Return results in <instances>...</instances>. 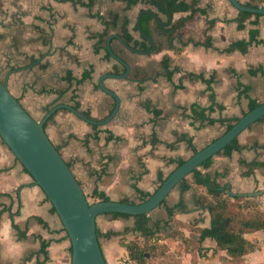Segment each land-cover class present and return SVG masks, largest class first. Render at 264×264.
<instances>
[{"label":"crops","instance_id":"0c3cea01","mask_svg":"<svg viewBox=\"0 0 264 264\" xmlns=\"http://www.w3.org/2000/svg\"><path fill=\"white\" fill-rule=\"evenodd\" d=\"M127 4L124 0H0V79L36 119L58 103L74 106L78 101L79 110L102 120L116 101L102 89L100 79L126 72L112 55L107 58V38L122 36L127 19L134 40L152 48L138 17L153 11L158 19L151 14L152 19L144 22L156 42L152 53L133 52L117 37L111 39L114 52L131 66L127 77L104 79L120 97L117 114L96 125L61 108L45 123L48 136L88 197L97 189L113 200L138 202L144 198L142 191L153 193L161 183L160 175L166 178L177 167L170 159L193 155L178 135L192 136L201 149L225 132L226 126L219 122L200 126L201 121L192 117V104L208 107L214 93L224 109L215 108L210 115L219 118L242 116L249 96L264 102V14H253L240 26V10L230 0H198L196 6L203 11L195 12L170 37L165 29L188 17L191 9L170 16L168 10L145 0ZM106 27L105 45L96 52L95 33ZM256 29L259 32L247 51L229 49L236 41L250 40ZM167 57L172 62L166 69L162 60ZM68 71L76 78L87 71L91 76L69 82ZM166 71L174 72L169 78ZM137 73L156 79L139 82ZM243 85L249 86V95L240 94ZM238 138L241 149L217 154L209 166L198 169L238 195L254 196L264 210V166L255 165L248 173L252 162L264 161V120L250 125ZM186 178L189 188L180 183L148 213L152 232L148 238L140 231L125 232L136 226L135 215H98L99 239L108 264H139L122 243L133 239L150 246L153 254L145 264H227V252L216 248L214 238L200 241L199 229L211 226L212 214L202 204L206 189L195 183V173ZM4 222L23 244L15 264H71V240L55 207L0 136V223ZM246 237L255 248L244 255V264H264V230L248 232ZM0 264L13 261L0 256Z\"/></svg>","mask_w":264,"mask_h":264},{"label":"water","instance_id":"95a60500","mask_svg":"<svg viewBox=\"0 0 264 264\" xmlns=\"http://www.w3.org/2000/svg\"><path fill=\"white\" fill-rule=\"evenodd\" d=\"M230 2L239 10L264 14V7L248 6L239 0H230ZM148 12L155 19H158V16L153 11ZM167 12L171 16V13ZM141 16L142 13L138 17L139 27ZM143 35L152 43L153 47L150 50L143 51L134 48L119 34H111L107 38L106 46L108 51L116 61L126 67V72L123 74H106L100 79L102 89L110 93L116 101L114 109L102 120L94 119L67 103L54 105L41 119H36L10 91L8 85L0 79V136L37 184L42 187L55 207L71 240V264H108L97 229V217L99 214L119 212L138 215L150 213L162 204L168 194L191 172L201 166L206 159L217 155L242 131L264 117V102H261L260 105L240 116L229 130L203 148L198 149L191 157L178 165L150 196L141 201L99 199L91 202L72 168L48 136L45 123L61 108L71 110L91 124L100 125L110 121L119 110L120 97L115 91L105 85L104 79L107 76L124 78L131 71L130 64L114 52L111 39L117 37L127 49L133 52L152 53L156 48V42L145 32H143ZM227 191L231 195L236 194L230 189ZM250 194L252 195L253 193Z\"/></svg>","mask_w":264,"mask_h":264},{"label":"trees","instance_id":"16d2710c","mask_svg":"<svg viewBox=\"0 0 264 264\" xmlns=\"http://www.w3.org/2000/svg\"><path fill=\"white\" fill-rule=\"evenodd\" d=\"M130 7L133 4L138 3L141 0H124ZM152 4L157 5L161 9L168 10L171 14L176 11H185L191 9V14L186 17L177 20L174 24L170 27L166 28L165 31L167 34L172 37L173 33L177 30L183 28L186 22L192 18L195 12L203 11L196 6L198 0H192L188 2L186 0H145ZM91 4V2H89ZM245 5L252 6V7H264V0H248ZM255 14L256 17H259V13H252L248 11L240 10V19L239 25L243 26V20H246L248 17ZM142 23L140 24L142 30L149 34L148 28L145 26L144 22H148L152 19V15L149 12H144L142 15ZM117 19V18H114ZM115 22V21H113ZM111 24V23H110ZM128 20H125L122 37L124 40L132 45L134 48L139 50H148L151 47L146 45L144 42L134 40L131 33H129L127 28ZM258 30H254L252 32V37L250 40H241L232 43L229 49H240L241 51H247L249 44L256 38L258 34ZM109 34V28H105L102 32L95 33V36L98 37V44L96 45L95 49L98 52L102 47L105 45L106 37ZM107 58H111V54L109 52L106 53ZM172 60L170 57L164 58L162 60L163 66L167 69L171 64ZM174 71H166L167 76L170 78ZM253 72V71H252ZM139 73L136 74V77L139 79V82H144L147 79L153 78L156 79V76L160 74L159 71L156 72L155 77H150L148 75H143L139 77ZM91 76V71H87L83 74L81 78H76L73 76L71 71H68L66 79L69 82L72 80H76L77 82H82L86 78ZM192 77V75H188ZM194 76V75H193ZM249 86L243 85V88L240 94H248ZM64 91H59L60 94H63ZM261 102L253 97L249 96V105L248 109L243 112L245 114L247 111L252 110L256 106L260 105ZM74 107L76 109L80 108V103L75 101ZM218 108L219 110L224 109V105L218 104L215 101V95L212 93V104L208 107H203L198 103H194L191 105L190 109L192 112V117L194 120L201 121L200 126L204 123L214 124L219 122L222 125L226 126V130H229L235 122L238 121L240 116L235 117H219L214 118L210 114L215 109ZM84 114L89 116L88 112H83ZM157 113V112H156ZM242 114V115H243ZM259 120H264L262 117ZM179 140H186L190 148L194 152L198 150L197 146L193 141V137L189 136L186 133H182L178 135ZM153 141H156L157 138L154 134L152 137ZM173 146V144H172ZM242 146L239 142L238 136L235 137L229 144H227L222 151L218 154L223 153L225 155H230L233 150H239ZM185 160L180 158L178 160L170 159V162H177V166L182 164ZM213 161V157L206 159L201 166H209ZM69 164V163H68ZM70 165V164H69ZM255 165H262L264 166V161H255L251 163V169L248 171L251 174L253 167ZM71 167V166H70ZM196 175L195 183L198 185H203L206 189V194L202 197V204L206 205L211 214H212V223L210 227L200 228V241L203 240L205 237H212L216 240L217 249H224L228 254L227 264H244V255L255 248V245L246 237V233L253 232L256 230H264V210L260 207V204L257 202L254 196L249 195H231L227 190L226 187L221 185L217 182L216 179L211 178L210 176L203 175L201 171L197 168L193 171ZM165 178L160 175V182H163ZM181 183H183L184 188H189L191 184L185 178ZM143 197L146 198L151 195V193L142 191ZM93 198H99L103 200L110 199V197L102 191H98L97 189L94 190L92 194ZM143 198V199H144ZM201 200V199H200ZM169 213L173 214V210L169 209ZM114 216H130L131 214L128 213H119V212H112ZM137 217L136 226L135 227H127L125 232L130 231H140V233L148 238L152 235L148 227L149 216L148 213L145 214H138L135 215ZM122 243L127 247L129 250L130 256L135 259L139 264H145L148 262L149 255H152V251L150 246L147 244H141L139 239H133L131 241H123ZM72 249V247H71Z\"/></svg>","mask_w":264,"mask_h":264},{"label":"clouds","instance_id":"9594fccd","mask_svg":"<svg viewBox=\"0 0 264 264\" xmlns=\"http://www.w3.org/2000/svg\"><path fill=\"white\" fill-rule=\"evenodd\" d=\"M23 244L16 241L9 223H0V256L13 261L23 252Z\"/></svg>","mask_w":264,"mask_h":264},{"label":"rangeland","instance_id":"374dc122","mask_svg":"<svg viewBox=\"0 0 264 264\" xmlns=\"http://www.w3.org/2000/svg\"><path fill=\"white\" fill-rule=\"evenodd\" d=\"M89 200H90L91 202L96 201V200L93 199L92 197H89Z\"/></svg>","mask_w":264,"mask_h":264}]
</instances>
